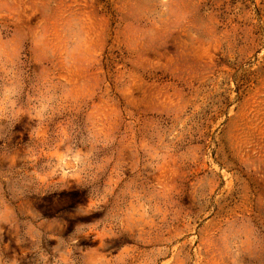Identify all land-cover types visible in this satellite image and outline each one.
Listing matches in <instances>:
<instances>
[{
  "label": "rangeland",
  "instance_id": "obj_1",
  "mask_svg": "<svg viewBox=\"0 0 264 264\" xmlns=\"http://www.w3.org/2000/svg\"><path fill=\"white\" fill-rule=\"evenodd\" d=\"M38 28L44 47L22 39L18 66L0 68V105L24 113L50 93L64 106L42 123L0 118V209L14 211L0 259L52 264L78 225L94 234L77 247L109 262L163 247L158 264H264V0H0V45ZM144 31L159 33L150 47L136 44ZM90 114L107 164L81 186ZM11 183L28 194L13 198ZM105 187L109 206L147 212L131 235L104 222L106 208L76 212ZM26 227L37 239L18 244Z\"/></svg>",
  "mask_w": 264,
  "mask_h": 264
},
{
  "label": "clouds",
  "instance_id": "obj_2",
  "mask_svg": "<svg viewBox=\"0 0 264 264\" xmlns=\"http://www.w3.org/2000/svg\"><path fill=\"white\" fill-rule=\"evenodd\" d=\"M7 7V5L5 6ZM47 9V6H44ZM133 9H139V7L147 6H137L132 5ZM181 6L180 5H168L169 12L174 14ZM80 21L74 15L70 21V26L73 29L79 28ZM147 37V40H145ZM30 39L32 47L38 52L44 47L45 44V33L42 28H38L34 31L30 37H18L13 40L4 41L0 45V68L3 69L5 76L17 67L18 53L17 47L18 43L22 39ZM159 38L158 32L144 31L139 34V38L136 40V44L143 47H150L151 44ZM87 53H82L81 57L86 58ZM19 94V84L14 86V92L12 93V99H15ZM64 106V97L61 96L57 98L55 95L50 93L42 94L38 97L36 101L33 102L31 108L27 112L12 111L9 107V103L6 101L4 104L0 105V118H2L9 128L13 127L15 123L19 121L22 115H28L31 119L38 122H44L49 119L52 112L55 110V106ZM89 122L93 125L89 132V141L91 145L86 151H81L77 157V163L79 165L77 175L80 177L81 186L85 179L95 181L97 178L103 174L107 160H96L94 158V153L98 150L97 145L107 143V141L99 140L98 133L95 130V121L92 119L91 114L89 115ZM10 193L13 198H21L22 196L28 194L27 189H18L15 183L10 184ZM111 196V189L105 187L102 194L94 196L92 198L93 202L89 203L87 201L86 205H82L76 209V212L81 215L89 214L93 211L99 210L101 208H106L104 217L102 218L106 224L110 227L115 228L120 234L121 232H126L129 235L132 234V229L141 227L143 222H145V217L147 216L146 211L136 210H126L120 205L119 202L109 206L108 201ZM103 206V207H102ZM158 212L159 209H156ZM14 216V211L4 206L0 209V223L8 224L10 228H14L12 219ZM89 234H94L92 232H85L79 230L77 225L72 234L68 236L67 239L60 237L57 243L52 247V264H158V260L163 258L166 249L163 247L153 248L148 251H140L139 247H131L121 252L118 257H114L111 262L105 259L102 251L100 249H80L77 247L78 240L81 236L87 237ZM38 233L35 229L26 227L22 237H16L18 244L25 243L27 241H35L37 239ZM55 238V237H51ZM136 240L138 245L144 243L143 239L137 235ZM242 251L248 253L253 251L256 247V242L252 238L251 232L247 233L245 239L240 241ZM0 264H18V261L13 258L9 261L0 259Z\"/></svg>",
  "mask_w": 264,
  "mask_h": 264
}]
</instances>
